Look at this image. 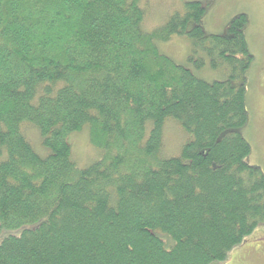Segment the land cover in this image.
Wrapping results in <instances>:
<instances>
[{
    "label": "trees",
    "instance_id": "16d2710c",
    "mask_svg": "<svg viewBox=\"0 0 264 264\" xmlns=\"http://www.w3.org/2000/svg\"><path fill=\"white\" fill-rule=\"evenodd\" d=\"M184 6L146 31L138 0H0V264H220L264 224V172L240 132L246 16L206 34L204 5ZM174 34L227 79L163 53ZM170 119L193 136L162 157ZM85 124L103 156L78 167L68 137Z\"/></svg>",
    "mask_w": 264,
    "mask_h": 264
},
{
    "label": "rangeland",
    "instance_id": "374dc122",
    "mask_svg": "<svg viewBox=\"0 0 264 264\" xmlns=\"http://www.w3.org/2000/svg\"><path fill=\"white\" fill-rule=\"evenodd\" d=\"M188 1L201 2L206 8L201 19V26L206 34H225L234 18L242 14L248 17L244 33L254 61L246 74L248 79L246 105L249 118L247 123L240 128V132L252 146V152L247 158L248 162L260 167L264 172V0H138L139 5L146 11L144 29L152 31L163 25L172 13L182 12L185 7L184 3ZM193 27L194 23L190 22L187 29L191 30ZM157 45L163 53L173 58L177 63L190 68L195 75L206 81L227 79V70L225 68L213 69L205 52L200 51L195 54V58H204L203 66L198 67L196 62L190 60L193 46L186 35L174 34L170 40L158 41ZM259 69L260 77L258 76ZM26 134L38 152L48 153V150L42 146L37 129L28 127ZM192 136L191 132L186 131L176 121L168 120L163 129L164 144L160 156L179 155L182 146ZM68 141L72 145V160L78 167L89 166L103 156V150L91 141L88 124H85L80 131L70 134ZM262 226L263 224L259 225L255 232ZM5 235V233H0V242ZM252 239L249 237L248 243ZM225 263V261L221 262V264Z\"/></svg>",
    "mask_w": 264,
    "mask_h": 264
},
{
    "label": "flooded vegetation",
    "instance_id": "af4514ba",
    "mask_svg": "<svg viewBox=\"0 0 264 264\" xmlns=\"http://www.w3.org/2000/svg\"><path fill=\"white\" fill-rule=\"evenodd\" d=\"M246 19L247 22L245 25L248 24L247 16ZM233 20L230 22L229 26L232 24ZM260 69L259 77L261 72ZM249 237L253 239L248 243ZM225 262V264H264V224L257 232L254 231V233L248 236L240 245L235 247Z\"/></svg>",
    "mask_w": 264,
    "mask_h": 264
}]
</instances>
